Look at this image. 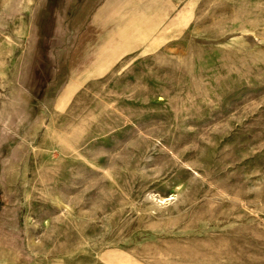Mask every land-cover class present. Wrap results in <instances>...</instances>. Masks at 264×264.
Instances as JSON below:
<instances>
[{"label":"rangeland","instance_id":"obj_1","mask_svg":"<svg viewBox=\"0 0 264 264\" xmlns=\"http://www.w3.org/2000/svg\"><path fill=\"white\" fill-rule=\"evenodd\" d=\"M0 0V264H264V0Z\"/></svg>","mask_w":264,"mask_h":264},{"label":"crops","instance_id":"obj_2","mask_svg":"<svg viewBox=\"0 0 264 264\" xmlns=\"http://www.w3.org/2000/svg\"><path fill=\"white\" fill-rule=\"evenodd\" d=\"M66 1H67V3H66ZM68 4L69 3V0H63V2H62V5H64V4ZM65 4V5H66ZM68 6H69V4H68ZM1 176H2V173H1V170H0V185H2V179H1ZM2 198L4 199L3 201L1 200V198H0V205H1V202H4L5 201V196L4 195H2ZM6 202V201H5Z\"/></svg>","mask_w":264,"mask_h":264}]
</instances>
